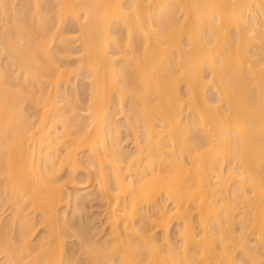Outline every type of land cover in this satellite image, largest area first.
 <instances>
[{"label": "bare ground", "instance_id": "1", "mask_svg": "<svg viewBox=\"0 0 264 264\" xmlns=\"http://www.w3.org/2000/svg\"><path fill=\"white\" fill-rule=\"evenodd\" d=\"M43 1L22 0L20 15L16 0H0L6 23L11 16L0 42L23 77L7 78L0 64V187L11 215L5 240L0 236L5 264H72L59 210L69 203V187L93 167L110 238L88 251L102 262L264 263V0H52L46 12ZM116 23L126 30L123 50ZM81 73L90 87L84 129L76 128L61 90ZM129 90L140 112L130 127L134 135L143 127L129 160L133 174L123 172L111 135L119 131L115 102L129 118ZM26 101L35 121L24 114ZM194 131L201 134L190 149ZM85 151L90 160L83 162ZM30 213L44 229L34 246Z\"/></svg>", "mask_w": 264, "mask_h": 264}, {"label": "rangeland", "instance_id": "2", "mask_svg": "<svg viewBox=\"0 0 264 264\" xmlns=\"http://www.w3.org/2000/svg\"><path fill=\"white\" fill-rule=\"evenodd\" d=\"M43 3V11L46 12L47 7L48 8H54L52 0L48 1L45 0L42 2ZM22 6V0H16V10L18 11V14L20 13V9ZM48 10V9H47ZM54 11V10H53ZM22 15V12L20 13ZM48 18H51L49 16ZM51 20V19H50ZM8 23H6V18L4 15L0 14V33L4 28L2 27L3 25L5 26H10L11 25V16L8 17ZM6 23V24H5ZM28 24H32L31 29L36 28V20L28 22ZM71 23L68 22L65 31L67 33L72 32L70 30ZM30 29V28H29ZM230 28V35L231 38L235 37V31ZM29 30H27L28 32ZM113 31L116 33L115 36H117L119 40V44L121 46V49L125 48L126 44V30L121 26V24L116 23L113 25ZM26 34V31L24 32ZM1 35V34H0ZM232 38V39H233ZM1 39V38H0ZM137 37H135V48H137V54L138 56H141V49L139 48L140 45H137ZM234 40V39H233ZM1 41V40H0ZM58 45H56L53 49L52 52L55 53ZM141 47V46H140ZM112 50L116 53L117 48L114 46L111 47ZM122 49V50H123ZM129 52V49L126 48ZM8 48L5 45V43L0 42V64L1 66L5 69L6 76L7 78H12L16 80V82H22V78L20 76V79L18 78L17 73H15L14 68L11 66L10 60L8 59L9 53H8ZM121 55V53L119 54ZM131 57L130 55H127ZM141 58V57H140ZM124 58L119 60V65H124L125 64ZM204 73L206 77H209L210 72L208 71L207 68H204ZM87 73H81L79 76H77L76 79H72L71 83L64 87V85L61 87L62 92L65 91L71 101V104L74 107V113L72 114L71 118L74 120V122L77 123L76 128L78 129H84L87 122L84 116L81 115L83 108L87 105L88 99H89V93H90V87L87 78H85ZM17 77V79H16ZM19 79V80H18ZM184 91V88L182 89ZM208 97L214 99L215 94L213 91H208ZM125 100H124V113L126 111V116L129 117L127 119H130L127 121L123 117V113L120 112V106L115 102V105L112 107V117L115 119L116 126L118 127L119 131L118 134L114 133V130L111 132L113 138H117L116 140L119 143V152L123 156L124 159V164L123 167H127L126 170L123 172L129 170V174H133V167L135 168V164L133 165L132 162H129V160L135 157L136 155V150H135V142L136 138L135 136L137 135L139 138V141H143V127L141 126L139 128V132H135V135L131 129L130 126L135 125V121L137 118V115H139V110L138 105L136 106L133 103V95L132 91H126L125 92ZM65 103V100L63 98L62 93L59 95V105L63 106ZM24 107V114L27 115V117L30 120L35 121L36 117V111L34 107L29 103L25 102L23 104ZM190 113V112H189ZM188 111L187 113H184L185 116H188L189 118L191 117V113L189 114ZM188 114V115H187ZM125 115V114H124ZM115 116V117H114ZM156 125H160V121H156ZM111 127V126H110ZM58 131H61V127H58ZM136 131V130H134ZM59 133V132H58ZM199 132L194 131L192 134V138H190V149L193 147H196L195 145L197 144L198 141L197 137L199 136ZM110 135V133H109ZM200 137V136H199ZM192 139V140H191ZM196 141V142H195ZM188 144V143H187ZM198 145V144H197ZM81 160L83 162H86L87 160H90V155L88 151H85L81 153ZM130 160V161H131ZM133 165V166H132ZM127 174V172H125ZM125 174V175H126ZM62 178L66 176V171L62 173ZM97 182V169L95 167L92 168L90 174H80L78 179H77V184L75 187H69V203L66 206H62L61 209L59 210L60 212H65V222L63 223V228L62 231L63 233L66 234V248H67V253H66V258L68 261H71L72 264H107L106 261L102 262L100 259L96 257V254H92L91 252L88 251L90 249V245L95 243L97 245H105V242L109 240V234H110V227L107 222V207H106V202L104 200V197L100 193L99 189L94 187L95 183ZM2 186V184L0 185ZM7 193H4V190L2 187H0V224L2 227L0 236L2 237L1 240H5L6 236L4 235V228L6 226V223L8 220H10V216L7 211L9 210V204L7 202ZM161 200L159 199V202ZM149 211V210H148ZM31 212V211H28ZM34 215V216H33ZM34 217V223L37 225L36 226V231L34 235L31 238V245H36L40 240L42 235H44V229L43 226L39 224V219L40 215L39 214H34L30 213V217ZM31 217V218H32ZM238 217V216H237ZM237 219V230L239 231L240 225H239V218ZM174 224V225H173ZM178 231V226L175 222L172 223V225L169 228V238L174 241L176 239V234ZM16 232V233H15ZM153 233L157 236L158 239L162 237V232L160 230H155ZM17 235V231L13 232V236ZM15 235V236H16ZM4 253H0V258H2ZM237 257L242 256V253L238 252ZM244 257V256H243ZM242 258V257H241ZM246 259V257H244ZM244 262L248 261L247 259ZM247 263V262H246ZM1 264H5V259H1ZM113 264H119L117 260L113 262ZM260 264H264L261 262Z\"/></svg>", "mask_w": 264, "mask_h": 264}]
</instances>
